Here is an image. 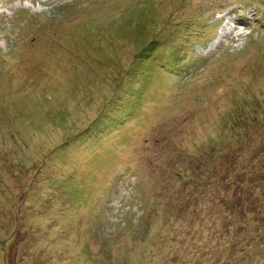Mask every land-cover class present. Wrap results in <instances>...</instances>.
Instances as JSON below:
<instances>
[{"label":"rangeland","instance_id":"374dc122","mask_svg":"<svg viewBox=\"0 0 264 264\" xmlns=\"http://www.w3.org/2000/svg\"><path fill=\"white\" fill-rule=\"evenodd\" d=\"M0 264H264V0H0Z\"/></svg>","mask_w":264,"mask_h":264}]
</instances>
